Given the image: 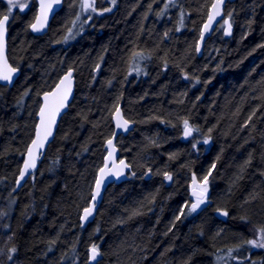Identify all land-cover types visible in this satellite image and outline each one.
<instances>
[{
    "label": "trees",
    "instance_id": "16d2710c",
    "mask_svg": "<svg viewBox=\"0 0 264 264\" xmlns=\"http://www.w3.org/2000/svg\"><path fill=\"white\" fill-rule=\"evenodd\" d=\"M68 1L44 36L29 31L34 2L8 26V60L21 73L0 87V196L4 226L14 228L6 260L89 264L95 244L94 264H264V248L247 243L264 228V0L228 3L232 36L218 26L201 57L195 47L213 0H116L61 46ZM68 69L74 98L36 172L15 191L39 98ZM118 105L134 124L117 140L131 172L107 187L81 228ZM185 120L200 144L182 140ZM213 163L207 203L188 213L192 178L202 182Z\"/></svg>",
    "mask_w": 264,
    "mask_h": 264
},
{
    "label": "snow or ice",
    "instance_id": "6c2138e0",
    "mask_svg": "<svg viewBox=\"0 0 264 264\" xmlns=\"http://www.w3.org/2000/svg\"><path fill=\"white\" fill-rule=\"evenodd\" d=\"M116 0H112V3L115 4ZM223 0H217L216 3H213L211 5L212 11L208 15V23H206L203 27V30L200 33V39L203 40L204 33L207 32L215 18L217 16L221 15V4ZM60 0H39V12L35 16L34 22L30 24V27L32 31L38 32L41 31L43 28H45L49 13L53 9L54 4H59ZM8 9L7 12L2 14V18H0V80L2 81H11L13 74L17 71V68L11 67L8 64L7 59L4 56V37L6 33V25L9 21V17L11 16L13 9L19 8L20 11H24L25 8L28 7V0H7ZM80 8L82 11H88L91 10L92 12L96 11V8L94 6V0H80ZM111 9H105L104 11H110ZM231 15V14H229ZM79 19V14L77 15V20ZM76 21H73V24H75ZM225 24V35L231 34V23L229 20L224 21ZM69 32H71V29H69ZM65 39H68V37H65ZM197 51L200 50L199 43L197 44ZM133 57H142L141 53L134 52ZM97 68H99V65H97ZM138 71V69H137ZM72 72L69 70V72L65 75L63 79H61L60 83L56 86L55 90L51 92H47L43 96V104L40 108V123L37 125L36 129V138L32 140L31 146H29L27 150V158L24 160L23 168L20 171V178L23 179L24 176L28 173V171L35 167L36 165V159L37 155L40 149H42L45 145V141L48 140V137L52 134V126L55 124L56 116L61 111V109L66 107V102L68 100L69 94L71 93L72 88ZM188 78V77H185ZM197 83H199V80H197ZM115 118L117 120V127L118 128H124L127 129L128 127V121L123 120L120 116V109L117 107L115 112ZM251 119V117L249 118ZM194 129H192L189 126V123L187 120L184 121V136L188 137L192 134ZM204 143H208V139L204 140ZM108 147L112 149V151L109 152V156L107 159L111 158L113 152L115 151L112 141H108ZM195 148V145H193ZM247 163V162H246ZM120 165L122 167H119L117 171L111 172L112 175H115L119 177L123 174V169L128 167L127 164L124 163V161H120ZM215 163L211 166L209 169V172L206 176L203 177L202 182L197 181V178L193 176L192 178V196L195 198V202L190 205V207H187L188 213L195 212L202 204H205L207 202L206 194L208 192V183H209V177L212 174V170L215 169ZM110 169L107 167V163L105 164V167L100 169V175L97 178L95 182V190L91 196L90 205L88 207H85L83 209V215L81 216L82 221H86L90 216L93 215L94 209H95V201L97 200L98 196L100 195L101 185L104 183L105 177H107L110 174ZM165 179L171 180L172 176L168 173H165ZM20 181L18 180L17 183ZM220 215L227 216V211H222L220 209H217ZM134 215L138 213H133ZM185 214V209H181V216ZM176 219H180V216H177ZM259 238L256 240H249L247 241L248 244L252 245L253 247H259L264 248V228L259 229ZM11 251H15L13 248ZM232 251L231 249L229 250ZM100 255V252L98 250V246L93 244L90 248V260H96V258ZM11 258V257H10Z\"/></svg>",
    "mask_w": 264,
    "mask_h": 264
},
{
    "label": "water",
    "instance_id": "95a60500",
    "mask_svg": "<svg viewBox=\"0 0 264 264\" xmlns=\"http://www.w3.org/2000/svg\"><path fill=\"white\" fill-rule=\"evenodd\" d=\"M33 1H34L35 5H36V13H35V16H36L38 14V12H39V0H33ZM234 1L235 0H223V2L221 4V15L220 16H217L215 18V20H213V22H212L209 30L204 33V38H203V40H201L200 39V33L203 30L204 25L206 23H208V15L212 11L211 5L213 3H216L217 2V0H213L212 1L211 5H210V7L208 9V13H207L206 19H205L204 23L201 26L200 33H199V37H198V41H197V44L199 43L200 50L199 51L196 50L197 49V44H196V47H195L196 55L198 57H201V55L203 53V48H204L205 43L211 38L212 34L215 32V30L218 28V26L220 24H223L222 25V35H223V37L225 39H229L232 36V33H233V26H232V24H231V26H232L231 27V34L230 35H225V27L226 26L224 24V21L225 20H229V18H227L225 16L224 10H225V6H226L227 3H232ZM63 3H64V0H60V3L59 4H54L53 5V9L49 13L48 21H47V24H46L45 28H43L41 31L34 32V31H32L31 27H29L30 33L33 36H35V37L44 36L47 33L48 28L50 26V23H51L52 19L54 18V16L61 11L62 6H63ZM35 16H34V19H35ZM0 18H2V17H0ZM34 19H33V22H34ZM8 24H9V21H8V23L6 25V29H8ZM7 39H8V31L6 30L5 37H4V56H5V58L8 61V58H7ZM8 64L10 65L9 61H8ZM70 70L72 72V77H71V79H72V88H71V93L69 94L68 100L66 102V107L63 108V109H61V111L57 114L55 124L52 126V134H51V136L48 137V140L45 141L44 147L39 150L38 155H37V159H36V165H35V167L32 168V169H30L28 171V173L24 176V178L21 179L20 178V171L23 168L24 160L27 158V150H28L29 146H31L32 140L36 138L37 125L40 123V115H39V112H40V108H41V106L43 104V96H44L45 93L51 92V91L55 90L56 86L60 83L61 79H63L65 77V75L69 72V70H67V71L64 72V74L60 77V79L57 81V83L55 84V86L51 90L44 92L43 94H41V96L39 98V100H40V106H39V109L37 110V113H36V116H35L36 117V126H35V129H34V132H33V138H32L31 142L29 143V145H28V147H27V149H26V151L24 153V156H23V160H22V164H21L19 173L16 176V179H15V191H19L23 187V185L31 178V176H33L34 173L36 172V170H37V168L39 166L40 161L43 159V157H44V155H45V153L47 151V148L49 147V145L51 144V142L53 141V139L55 137V134H56L58 125H59L62 117L67 113L68 108H69V106H70V104H71V102H72V100L74 98V95H75L74 71L72 69H70ZM18 75H19V71L17 70L13 74L12 80L10 82L9 81H2V80H0V86H9V87H12V85L16 81ZM117 107L120 109V116H121V118L123 120H126L124 118V116H123V113H122V110H121V106L118 105ZM117 107L115 108V110L113 111L112 116H111V122H112V125H113V133H112L111 137L104 144L105 156L103 158V162H102L101 167L97 171L96 178H95V181H94V185H93V188H92V191H91V196H92V194H93V192L95 190V182H96L97 178L100 175V169L103 168V167H105V164L107 163V167L111 171H110V174L107 177H105L104 183L101 185L100 195L98 196L97 200L95 201V209H94L93 215L90 216L86 221H82L81 220V216L83 215V210H82L81 216H80V226H81V228H85L88 224H90L94 220L95 215H96V212H97V209H98V207L101 204V201H102L104 192L107 189V187L109 185H111V184H120L122 182H125L126 180H128V178H129L128 175L131 172L130 166L128 165V163L126 162V160L124 158H122L120 156V154H119V151H118V148H117V140H118L119 137H124V136L128 135L133 130L134 124L128 121V127H127V129L118 128L117 127V120L115 118V112H116ZM192 135H193V132H192V134L190 136L185 137L184 136V129H183L182 140L186 142V141H188V140H190L192 138ZM109 140L112 141V145H113L115 151L113 152L111 158L107 159V161H106V158L109 156V152L112 151V149H110L108 147V141ZM120 161H124V163L127 164L128 167L124 168L123 169V174L120 175L119 177H117L115 175H112L111 172H115V171L118 170L119 167H122L120 165ZM18 180L20 181L19 183H17ZM191 193H192V191H191ZM191 193H190V195L192 196ZM90 203H92L91 198H90V201H89L88 206L90 205ZM219 217L222 218V219H224V216H222L220 214H219ZM98 258H99V256L96 258V260H90V250H89V252H88V263L89 264H94L98 260Z\"/></svg>",
    "mask_w": 264,
    "mask_h": 264
},
{
    "label": "rangeland",
    "instance_id": "374dc122",
    "mask_svg": "<svg viewBox=\"0 0 264 264\" xmlns=\"http://www.w3.org/2000/svg\"><path fill=\"white\" fill-rule=\"evenodd\" d=\"M21 2H23V0H21ZM32 2H34V1L33 0H28V7L25 8V10L23 12L20 11L19 8L13 9V12H12L11 16L9 17V23H10V21L12 19L13 14H15V13H24L31 6ZM172 2H173V0H172ZM102 5H103L104 10L114 7V4L112 3V0H101V1H99V3L96 2V0H94V6L96 8L95 12H92L91 10L82 11L81 8H80V0H69L68 3L66 4L65 8H64L65 9L64 10V12H65L64 14H65V17H66L65 21L68 20V27L66 28V31L64 32V34L61 37V40H60L61 41V46L69 45L70 43H73L75 41L74 36H75V34L77 32H79L78 28L82 27L81 23L86 26L93 19L99 18L101 15L108 13V11H104V10L100 11L99 10V8H101ZM167 5L168 4H166L165 6L167 7ZM7 9H8L7 0H0V13H2V14L6 13ZM2 14L0 15L1 17H2ZM78 14H79V19L77 20V15ZM73 21H76V23L73 24ZM221 27H220V30H222ZM69 29H71V32H69ZM76 29H78V30H76ZM65 37H68V39H65ZM16 41H18V40H16ZM217 41H218V38H214V40L212 41L210 46L213 47L214 45H216ZM19 52L21 53V50H19ZM133 66H134V68H132L133 70L137 71V69H138V71H139L140 65L134 64ZM132 69L129 70V72H128L129 75H131L133 73ZM38 106H39V104H38ZM191 141L193 142V144L194 143L195 144H200L198 139H196L195 137H193V139H191ZM191 185H192V181L190 183L189 190H188L189 191L190 202L192 204V203L195 202V198L190 195V193L192 191ZM206 197L208 199V192L206 194ZM4 202H5V196H3V197L0 196V264H18L17 261H14V260H11V259L10 260H6L7 242L9 241L11 236L13 235L14 228L13 227L5 228V226H4V215H3L4 208H5L4 207ZM205 204H202L200 206V208H202ZM200 208H198V209H200Z\"/></svg>",
    "mask_w": 264,
    "mask_h": 264
},
{
    "label": "bare ground",
    "instance_id": "6f19581e",
    "mask_svg": "<svg viewBox=\"0 0 264 264\" xmlns=\"http://www.w3.org/2000/svg\"><path fill=\"white\" fill-rule=\"evenodd\" d=\"M63 4H64V3H63ZM227 4H228V3H227ZM227 4H226V5H227ZM62 7H63V6H62ZM225 7H226V6H225ZM61 10H62V9H61ZM31 24H32V23H31ZM8 26H9V24H8ZM7 31H8V29H7ZM29 31H30V30H29ZM7 58H8V39H7ZM8 61H9V60H8ZM9 63H10V62H9ZM10 65H11V63H10ZM11 67H13V66L11 65ZM14 68H15V67H14ZM17 70L19 71V75H18V77H19L21 71H20L19 69H17ZM68 70H70V69H68ZM66 71H67V70H66ZM73 71H74V70H73ZM63 74H64V73H63ZM63 74H62V75H63ZM62 75H61V76H62ZM18 77H17V79H18ZM17 79H16V80H17ZM59 79H60V78H59ZM74 79H75V78H74ZM15 82H16V81H15ZM15 82H14V83H15ZM13 85H14V84H13ZM13 85H12V87H13ZM0 87L11 88V87H9V86H0ZM38 109H39V108H38ZM182 133H183V132H182ZM31 177H32V176H31ZM15 179H16V178H15ZM14 190H15V183H14Z\"/></svg>",
    "mask_w": 264,
    "mask_h": 264
},
{
    "label": "flooded vegetation",
    "instance_id": "af4514ba",
    "mask_svg": "<svg viewBox=\"0 0 264 264\" xmlns=\"http://www.w3.org/2000/svg\"><path fill=\"white\" fill-rule=\"evenodd\" d=\"M222 25H223V24H220V25H219V28H220ZM221 28H222V27H221ZM13 67H14V66H13ZM15 68H16V67H15Z\"/></svg>",
    "mask_w": 264,
    "mask_h": 264
}]
</instances>
